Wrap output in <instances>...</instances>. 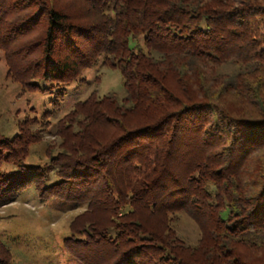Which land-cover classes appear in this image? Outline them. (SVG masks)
<instances>
[{
  "label": "trees",
  "instance_id": "16d2710c",
  "mask_svg": "<svg viewBox=\"0 0 264 264\" xmlns=\"http://www.w3.org/2000/svg\"><path fill=\"white\" fill-rule=\"evenodd\" d=\"M0 52L8 78L57 101L99 64L125 90L58 123L55 184L19 166L49 115L0 136V165L19 166L0 173V208L30 187L87 206L63 243L82 264H264V0H0ZM181 212L196 245L175 233Z\"/></svg>",
  "mask_w": 264,
  "mask_h": 264
},
{
  "label": "rangeland",
  "instance_id": "374dc122",
  "mask_svg": "<svg viewBox=\"0 0 264 264\" xmlns=\"http://www.w3.org/2000/svg\"><path fill=\"white\" fill-rule=\"evenodd\" d=\"M7 73L5 56L0 52L1 139L11 140L18 135L19 124L26 119L36 118L41 124L42 116L49 115L45 128L41 125L33 127V130H40V140L29 145L27 157L19 166L41 168L48 173L46 184H55L60 178L58 168L52 166V158L62 150V138L57 135L58 123L78 102L92 94L102 97L114 93L123 98L122 75L117 69L99 64L85 70L80 80L66 88L65 98L57 101L59 89L51 83L40 82L41 91H29L8 78ZM19 166L2 163L0 173L16 172ZM81 179L76 181L85 180ZM86 209L87 206L58 199L45 200L34 187L22 192L15 202L0 208V240L10 249L11 264H82L65 251L63 243L70 236L69 226L73 219ZM175 218L176 235L188 245H196L201 237L198 225L184 212ZM87 253L91 258L96 256L91 250Z\"/></svg>",
  "mask_w": 264,
  "mask_h": 264
}]
</instances>
